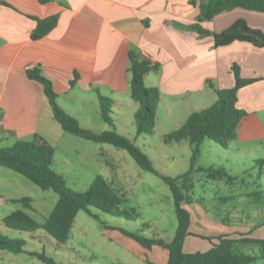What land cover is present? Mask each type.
Here are the masks:
<instances>
[{
    "label": "crops",
    "instance_id": "obj_1",
    "mask_svg": "<svg viewBox=\"0 0 264 264\" xmlns=\"http://www.w3.org/2000/svg\"><path fill=\"white\" fill-rule=\"evenodd\" d=\"M2 1L6 4L0 2V147L11 146L18 140H31L37 134L55 148L63 149L64 141L73 146V152L78 150L74 134L63 130L53 118L42 85L27 76L26 70L33 67H39L52 81L58 104L82 127L95 132L114 129L135 142L140 135H150L136 134L134 113L138 104L130 96L127 70L128 52L134 50L160 64L157 72L145 75L144 82L146 86L157 87L160 93L155 119L163 116L168 127L161 138L180 127L192 111L214 103L215 88L232 87L235 79L231 66L238 64L241 77L256 80L238 89L236 106L245 114L229 148L221 149L237 158L264 156V46L234 41L215 47L212 35L201 34L193 27L200 0L195 5L189 0ZM51 15H57L56 25L43 37L33 40L31 33L36 26L33 17ZM236 19H244L250 27L264 33V12L241 7L222 11L199 24L210 32H220ZM99 96L112 100L109 112L112 125L100 116ZM95 143L84 142L81 147L97 156L111 157L123 170V164L131 163L126 150L109 143ZM252 178L261 187L260 175ZM23 179L26 178L0 166V231L3 234L8 233V228L2 224V218L20 205L23 207L14 199L28 197ZM110 182L124 193L123 184L115 187L114 181ZM194 204L202 210L197 217V230L192 228L194 218L190 211ZM186 207L191 213L189 232L192 235L185 237V252L196 251L189 245L185 250L189 236L232 237L243 232L250 237H264V218L242 231L237 225L207 219L201 199L195 198ZM112 233L138 256L157 248L155 245L146 249L119 231V236ZM216 241L211 239L212 243ZM166 261L167 254H164L159 264Z\"/></svg>",
    "mask_w": 264,
    "mask_h": 264
},
{
    "label": "trees",
    "instance_id": "obj_2",
    "mask_svg": "<svg viewBox=\"0 0 264 264\" xmlns=\"http://www.w3.org/2000/svg\"><path fill=\"white\" fill-rule=\"evenodd\" d=\"M39 1L46 2L48 0ZM0 2L6 4L2 0ZM189 3L195 5L197 2L189 0ZM235 7L264 12V0H200L197 22L193 27L201 34L212 35L215 47L228 45L234 41H244L255 47H263L264 33L260 29L250 27L244 19H236L229 27L220 32H210L200 26L201 21L211 20L222 11ZM33 18L36 21V26L31 33L33 40L43 37L57 23V15ZM128 61L130 96L138 104V109L134 113L136 134H151L155 128V112L160 101V93L157 87L146 86L144 77L150 72H157L160 64L140 56L134 50H129ZM231 69L235 79L232 87L215 88L217 99L214 103L206 108L192 111L180 127L163 135L162 140L165 143L187 141L190 145V168L176 177L159 173L153 167L150 158L132 139L117 133L114 129L95 132L82 127L75 117L64 111L58 104L52 81L42 74L41 69L33 67L26 70L30 79L42 85L43 93L52 109L53 118L63 130L90 141L109 143L116 148L126 150L141 169L159 175L167 184L176 218L174 234L169 241L155 236L146 237L141 234L142 229L130 231L121 227L115 228L146 249L155 245L167 249L166 264H251L258 258L264 259V237H250L248 234H240L241 236L238 238L227 235L216 236L214 238L217 241L205 251L185 252L183 250L185 237L192 235L189 232L191 213L186 205L195 200L193 173L201 171L208 179H219L226 182H233L235 179L228 174L224 167L194 166L199 154V147L204 139L212 140L222 149L229 148L230 142L236 136L237 126L245 114L236 106L237 91L256 79L241 77L240 68L236 63L232 64ZM76 78L77 74L70 81L71 85L74 84ZM99 99L100 116L105 122L112 125L109 116L112 100L105 96H99ZM53 155L54 147L37 134L31 140H18L11 146L0 147V166L22 175L43 190L52 189L58 196L55 205L43 221L34 219L22 209H16L2 218L1 222L5 227L27 232L43 230L57 243L63 244L69 239L70 229L80 210L98 221L99 217L91 211V207L112 216L123 217L127 220L136 219L135 211L121 207L126 201L124 194L117 191L112 183L101 174L95 175L84 191H76L68 187L64 177L51 168ZM31 200L30 197L14 199L15 202L22 203L24 208L30 207ZM101 224L105 228L108 227L102 222ZM147 226V223L142 224V228ZM199 237L212 239L210 236ZM238 245L256 246L259 251L258 255L245 253L238 248ZM24 246L23 239L9 238L0 232V250L20 253L24 250ZM29 254L47 264H62L55 262L43 251H33Z\"/></svg>",
    "mask_w": 264,
    "mask_h": 264
},
{
    "label": "rangeland",
    "instance_id": "obj_3",
    "mask_svg": "<svg viewBox=\"0 0 264 264\" xmlns=\"http://www.w3.org/2000/svg\"><path fill=\"white\" fill-rule=\"evenodd\" d=\"M166 125L165 118L158 115L155 119L154 132L150 135H140L137 142L133 141L150 158L153 167L159 173L176 177L189 170L191 149L187 141L165 143L161 136L168 130ZM72 136L78 141L76 152L72 151L73 146H68L70 144L64 141L63 149L52 145L55 149L52 170L63 176L66 185L76 191L86 190L97 174L103 175L110 181L113 180L115 187L123 184L122 190L126 201L121 207L135 211L136 219L127 220L112 216L91 207V211L98 215V221L80 210L75 217L70 237L63 244L57 243L43 230L27 232L8 228V233L0 232L9 238L23 239L25 246L20 253L0 250V264H47L29 254L33 251H43L55 262L62 264H149L148 262L159 264L161 256L168 255L167 249L157 246L156 250L145 251V256L143 254L138 256L128 250L112 232H116L115 234L119 236L116 227L130 231L142 229L141 234L146 237L155 236L165 241L170 240L176 218L167 184L159 175L141 169L130 155L127 156L131 163L123 164L126 171V175H123L124 170L119 168L111 157L97 156L88 148L81 147L84 142L97 143ZM253 157L254 159L234 157L227 152L224 153L212 140L207 138L203 140L194 166L225 167L228 174L235 178L233 182H226L208 179L201 171L193 173L194 197L201 199V206L205 208L207 219L218 220L220 223L224 220L226 223L237 225L239 230L243 231L251 223L264 218V156L254 154ZM258 175L261 177L259 182L261 187L253 182L252 177ZM23 180L26 182L25 195L32 198L33 202L31 208H23L20 205L19 209L24 210L34 219L43 221L52 210L58 196L52 189L43 190L30 181ZM238 193L243 194L234 196ZM232 194L234 195L231 196ZM190 211L194 218L192 228L197 230V217L202 210L194 204L190 207ZM100 221L109 228L104 231ZM143 223H147L148 226L142 228ZM240 234L244 233L240 232L232 237L238 238ZM202 239L189 236L185 250L189 249L188 245L200 251L209 249L212 245L211 240ZM238 248L251 255H258L259 252L256 246L251 245H238ZM251 264H264V259L258 258Z\"/></svg>",
    "mask_w": 264,
    "mask_h": 264
}]
</instances>
